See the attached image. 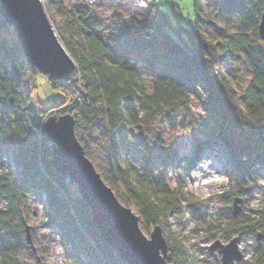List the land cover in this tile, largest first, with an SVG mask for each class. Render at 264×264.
<instances>
[{
	"label": "trees",
	"instance_id": "obj_1",
	"mask_svg": "<svg viewBox=\"0 0 264 264\" xmlns=\"http://www.w3.org/2000/svg\"><path fill=\"white\" fill-rule=\"evenodd\" d=\"M49 1L63 10L60 0ZM192 2L194 24L192 29H185L184 43L165 30L164 12L155 4L159 19L151 23L132 20L118 28L115 36L100 32L101 21L87 7L72 6L67 10L68 18L60 28L59 38L75 61L78 75L67 76L71 77L69 83L45 77L50 90L61 96L47 105L38 98V70L34 66L25 68V55L15 39L0 36V264L20 252L21 214L29 195L41 194L46 195L47 225L59 230L60 241L79 264H127L104 241L86 204L52 165L51 144L43 130L49 110L71 113L83 126L90 125L98 114L106 119L110 156L109 169L102 178L124 205L136 207L146 225H156L182 213L187 204L181 202L180 185L170 188L164 173H155V168L146 164L140 170L118 160L126 126L146 123L166 109L187 110L192 92L199 97L205 114L213 119L209 137L219 139L234 158L233 175L237 177V172L247 170L252 154L264 149V51L257 41L264 0ZM213 11L226 24L232 25L236 17V28L220 33ZM3 26L5 22L0 17V28ZM137 51L152 80L150 91L142 84L134 62ZM235 54L241 56L248 70V81L240 92L234 88V77L227 70V60ZM159 150L160 171L167 166L178 168L175 149ZM4 158L8 159L6 167ZM239 178L232 191L239 192ZM190 214L195 221L200 220L193 212ZM226 224L227 228L238 225L234 217ZM247 225L238 227L245 231ZM260 225L264 242V222ZM165 239L170 260L176 246ZM255 251L257 264H261L264 247L258 245ZM185 259L182 256L180 264H201Z\"/></svg>",
	"mask_w": 264,
	"mask_h": 264
},
{
	"label": "rangeland",
	"instance_id": "obj_2",
	"mask_svg": "<svg viewBox=\"0 0 264 264\" xmlns=\"http://www.w3.org/2000/svg\"><path fill=\"white\" fill-rule=\"evenodd\" d=\"M60 1L63 4L61 11L53 2L41 0L43 9L58 38L60 37V28L68 18L67 10L74 5L85 6L91 14L96 15L102 23L100 32L105 36H115L118 28L129 25L132 20L151 23L154 19H159L158 9L164 12L162 16L165 30L180 43H184L185 29H192L194 24L192 0ZM209 6L212 9L210 4ZM213 14L215 16L216 11H213ZM0 17H2L1 14ZM236 21V17H233V24H226L224 20H219L215 16V24L219 27L217 30L222 34L233 31L237 25ZM4 22L5 26L0 28V36L17 41L14 27L5 20ZM257 35L258 44L264 51V38H261L258 32ZM67 52L69 53L68 50ZM137 52L134 53V62L139 70L142 84L150 91L152 80L139 61L141 52ZM25 59L23 61L27 66L25 68L33 67L26 56ZM27 61L29 65L26 64ZM227 63L229 75L234 77V88L240 92L242 86L248 81L247 67L238 54H235L229 61L227 60ZM38 72L40 74L37 75L39 84L37 93L40 102L47 105L56 98L60 99L61 96L57 92L50 90L45 78L48 76L39 70ZM71 75L72 77L74 75V78L78 75L77 67ZM62 79L66 80L67 77ZM188 103L187 110L178 108L175 111H170L166 109L146 123L126 126L124 128L126 138L123 147L121 146L118 150L117 158L123 165H133L140 170L145 164L148 167H154L155 173H164V180L170 188L180 185L178 191L182 193L181 202L187 204L186 208L182 213L173 214L168 219L156 224L168 242L176 246L174 248L176 256L174 255V258L170 260L169 257H166V264H174L172 262L174 260L175 263L180 264L182 256L186 257L185 260L188 263L221 264V254L217 249L210 250L209 245L217 239L222 243H227L234 237L238 238L237 248L242 257L239 260L233 259L230 264H246V262L257 264L258 253L255 249L258 245L260 248L264 247L262 238H258V234L262 232L260 224L264 222V149L257 154H252L251 158L249 157L251 160L247 170L244 169L243 173H236L237 177H241L239 178L241 187L239 192L232 191L237 183V177L232 174L236 172L232 166L234 158L219 139L209 137L213 119L205 114L199 97L189 92ZM50 114L63 113H57L55 109H52L49 110L45 118ZM109 132L106 119L99 114L94 117L90 125L83 126L78 121L74 125L76 138L101 177L109 169ZM40 133L41 128L38 130V134ZM159 149L164 152L175 149L178 154V164H180L178 168L167 166L165 171H160L162 161L158 159ZM6 160L8 161L4 158V167H6ZM66 181L69 184V189L79 195L76 185L69 182L68 178ZM118 192L122 193V188H119ZM234 197L241 199L240 202H237L240 210L236 214L232 212ZM44 201H46L45 194H41L40 197L29 195L20 221L23 228V235L20 238L22 248L20 252L17 251V255L11 261L8 260L4 264H39L40 261H45L48 264H79L68 247H65L60 241L59 230L47 225ZM2 206L3 202L0 201V208ZM128 207L138 215V225L149 238L151 230L156 225H146L136 207L133 204H129ZM191 212L200 218L198 222L192 217ZM230 217L235 218L237 226L226 227ZM242 223L248 224L245 231L238 227ZM25 224L29 225L34 250L26 241ZM246 232L253 233L246 235ZM261 264L264 262L262 261Z\"/></svg>",
	"mask_w": 264,
	"mask_h": 264
},
{
	"label": "water",
	"instance_id": "obj_3",
	"mask_svg": "<svg viewBox=\"0 0 264 264\" xmlns=\"http://www.w3.org/2000/svg\"><path fill=\"white\" fill-rule=\"evenodd\" d=\"M0 14L14 27L19 48L42 74L49 79H62L75 71L76 63L55 34L41 0H0ZM258 34L264 38V11L259 18ZM75 122L71 113L50 114L44 120V133L50 140V160L55 170L76 185L100 235L127 264H166L168 245L160 227L154 226L149 238L141 231L138 215L118 199L85 155L74 133ZM240 201L239 197H234L233 214L240 210L237 204ZM24 231L26 241L34 250L29 225L25 224ZM237 241V237L227 243L217 239L209 249H217L221 264H230L233 259L242 257ZM39 264L48 263L40 261Z\"/></svg>",
	"mask_w": 264,
	"mask_h": 264
},
{
	"label": "built area",
	"instance_id": "obj_4",
	"mask_svg": "<svg viewBox=\"0 0 264 264\" xmlns=\"http://www.w3.org/2000/svg\"><path fill=\"white\" fill-rule=\"evenodd\" d=\"M66 82H67V83L70 82V77H67Z\"/></svg>",
	"mask_w": 264,
	"mask_h": 264
},
{
	"label": "bare ground",
	"instance_id": "obj_5",
	"mask_svg": "<svg viewBox=\"0 0 264 264\" xmlns=\"http://www.w3.org/2000/svg\"><path fill=\"white\" fill-rule=\"evenodd\" d=\"M2 18V17H1ZM2 19H4V18H2ZM233 205V204H232Z\"/></svg>",
	"mask_w": 264,
	"mask_h": 264
}]
</instances>
